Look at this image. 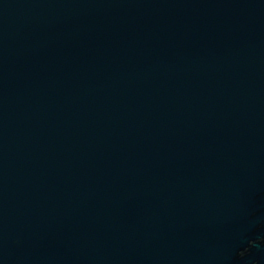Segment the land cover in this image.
Instances as JSON below:
<instances>
[{
  "label": "water",
  "instance_id": "1",
  "mask_svg": "<svg viewBox=\"0 0 264 264\" xmlns=\"http://www.w3.org/2000/svg\"><path fill=\"white\" fill-rule=\"evenodd\" d=\"M0 264H264V0H0Z\"/></svg>",
  "mask_w": 264,
  "mask_h": 264
}]
</instances>
